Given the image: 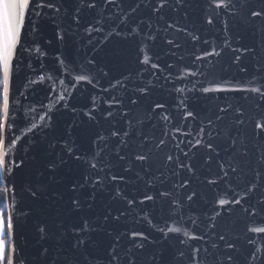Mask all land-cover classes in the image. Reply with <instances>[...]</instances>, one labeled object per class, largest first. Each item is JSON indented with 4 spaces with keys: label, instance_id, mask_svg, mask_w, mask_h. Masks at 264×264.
Wrapping results in <instances>:
<instances>
[{
    "label": "water",
    "instance_id": "95a60500",
    "mask_svg": "<svg viewBox=\"0 0 264 264\" xmlns=\"http://www.w3.org/2000/svg\"><path fill=\"white\" fill-rule=\"evenodd\" d=\"M52 2L63 10L45 9L39 18L29 15L32 25L26 21L22 42L31 51L24 52L19 74L14 75L10 127L3 135L5 165L0 167V180L3 190H8L7 195L4 192L5 210L14 224L8 243L15 244L20 264H75L78 253L73 247L72 224L81 218L97 229L87 234V243L115 244L121 255L131 249L130 264H152V254L161 251L172 253L175 264H210L213 257L205 249L221 257L232 251L235 264L264 260V233L250 231L264 227V214L243 211L264 198V180L252 187L257 183V170L264 168V135H257L260 130L255 129L256 123H264V97L251 91L259 88L264 92V45L258 33L240 23L242 0H223L222 8L216 7L221 0H166L158 12L153 8L161 0H115L106 7L104 0H97V9L85 10L79 27L70 19V4ZM137 2L140 7L130 12ZM101 11L103 19L98 15ZM89 22L101 31L89 35L85 31ZM35 24L39 31L30 30ZM150 36L155 39H148ZM213 50L219 55H205ZM145 56L147 64L143 63ZM236 56H240L238 61ZM77 75H86L91 82L77 81ZM157 103L164 107L155 108ZM222 108L226 111L221 112ZM189 111L193 117L185 119ZM165 115L167 121L162 119ZM241 120L243 123L238 122ZM86 129L90 130L87 137L82 135ZM114 131L120 135L112 136ZM125 131L129 136L123 135ZM145 137L149 141L146 147L152 148L150 172L145 175L140 162L135 171L124 172L128 163L118 160L117 150L120 155L139 151L137 146ZM121 139L129 146L120 145ZM161 139L165 143L156 148ZM197 140L201 144L196 147L189 144ZM65 143L79 149L77 154L86 153L84 158L97 163L98 169V161H102L104 171L91 170L88 164L73 171L76 165L70 160L51 174L45 165L61 154L67 158ZM208 143L211 149L206 147ZM168 154L179 155L192 165V171L164 167ZM229 163L237 172L231 171ZM173 169L178 174L173 175ZM113 174L124 180L112 181ZM150 177H159L154 186L151 181L145 184ZM94 179L103 186L94 189ZM210 180L216 183H208ZM183 181H187L186 188L173 187ZM73 183L84 187L72 191ZM117 188L121 197L113 199ZM33 190L36 196L31 194ZM165 190L172 191L182 205L178 212H171L168 201L158 196ZM145 192L155 200L141 204ZM193 192L196 195L189 201L187 196ZM133 197L135 202L127 204ZM72 198L82 202L78 212L70 211ZM220 199H239L240 204L221 207ZM116 216L120 218L114 219ZM45 225L47 236L42 238L39 228ZM169 228L180 232L170 233ZM133 232L146 237L135 242L143 243V249L134 247ZM213 243L219 247L213 249ZM226 243L234 244L235 249H227ZM249 252L258 259L249 256L245 261ZM190 256L199 259L190 260Z\"/></svg>",
    "mask_w": 264,
    "mask_h": 264
},
{
    "label": "snow or ice",
    "instance_id": "6c2138e0",
    "mask_svg": "<svg viewBox=\"0 0 264 264\" xmlns=\"http://www.w3.org/2000/svg\"><path fill=\"white\" fill-rule=\"evenodd\" d=\"M180 0H177V3H179ZM66 4L71 5V16L70 19L75 22L77 27H79L81 23L82 14L85 10H88L89 12L95 11L97 9V0H65ZM115 3V0H104L105 7L108 4ZM166 0H161L159 5L157 7L153 8V11H159L161 8L165 6ZM140 7V3H135L134 7H131L130 12L134 13L137 8ZM217 8L225 7V4L223 0H221V3L216 4ZM241 7L244 9L242 15L240 16V23L244 24L247 27H250L254 30V34H259L260 36V43L261 45H264V0H242ZM48 9L51 11H54L56 13H59L63 10L62 6L56 5L52 2V0H0V167H4L5 161H4V138L3 135L8 127H10L9 124V114H10V95L12 92L13 87V80L14 75L18 76V69L21 63V58L24 54V52H30V47H25L24 43L22 42V33L25 31V25L26 21L29 25H32V21L29 18V15L39 18L43 16L44 10ZM98 15L103 19V11L98 13ZM212 21L209 20L208 23H211ZM96 23H100V20H97ZM143 23V21H141ZM168 27H173V25L169 24ZM32 31H39V24H35L30 29ZM182 30V29H177ZM85 31L91 35L93 31L100 32L101 28L96 27L95 24L92 22H89V26L85 28ZM132 32L135 33L137 36H139V31L137 29H132ZM119 35V33H117ZM61 40L64 39L63 35H60L59 37ZM194 40L198 39V37L193 36ZM148 39L154 40V36L148 37ZM169 44H173L172 40L167 41ZM34 43V42H33ZM176 47H179V45H174ZM225 46L227 45V42H225ZM233 51H237V49H232ZM244 51H249V49H244ZM205 55H219V53L215 52L213 50L212 53H205ZM197 59H202V57H197ZM237 61L240 59V56H236L235 58ZM91 63V62H90ZM143 63L147 64L149 63V58L145 56ZM153 68H156V64H152ZM77 81H84L89 80L88 76L86 75H77L75 77ZM89 82H91L89 80ZM224 90H233V91H239V90H245L246 89H224ZM141 91H144V89H141ZM204 91H208V89H204ZM251 91L259 92L262 97H264V92H260L259 88L251 89ZM133 104L136 103L135 100L132 101ZM164 105L157 103L155 105V108H163ZM221 112L226 111V109H220ZM108 115H112L111 112L108 113ZM188 117H193V113L191 111L186 113L185 119ZM163 120L167 121L169 117L167 115L162 117ZM217 119H220V117H217ZM239 123H243V121H238ZM212 121L209 120V124H211ZM255 129L260 130L257 135H264V123H256ZM201 132L204 131V129H200ZM90 134V130H84L82 135L87 137ZM185 135H189V133H184ZM71 135V133H69ZM112 136H119L120 133L118 131H114L111 133ZM125 137L129 136V132L125 131L123 134ZM209 138L211 139V132H209ZM99 139H103V137H99ZM260 141H258L259 143ZM149 141L147 140V137L142 139L140 141V144L137 146L139 151H134L132 154L125 153V155H120L119 150L116 152V156L118 157L119 161H127L128 167L124 168V172L128 171H135V166L137 162H140V167L143 169L145 175H148L150 172L152 166H153V157L151 155L152 148L146 147L148 145ZM165 141L163 139L159 140V143L155 145L156 148H159L161 145H163ZM12 144H15V141H12ZM189 144H191L192 147H196L197 145L201 144V140H197L196 144H192L191 141H189ZM120 145L124 147H128V141L121 139ZM232 145L235 146V140L232 141ZM50 147H54L50 145ZM179 147V145H177ZM206 147L211 149L213 146L211 143L206 144ZM63 151H66L67 158H65V155L61 154L57 160H49L47 161L45 167L50 171L51 174H55L56 171L62 166L67 165L69 161L71 160L74 165H76V168L73 169V171L78 170L80 166L84 164H88L91 170H97L98 172L104 171V163L102 161H98L100 163V168H97V163H92L91 161L86 160L84 157L86 156V153L81 152V154H77L79 149L73 150L70 143H65L63 146ZM247 155V153H244ZM97 154H94V158ZM184 157H188V152H183ZM134 157V158H133ZM261 163H264V152H261ZM169 165H174L175 168H186L189 172L192 171V165L186 163L184 160H181L180 156H173L171 154H168L166 156V161L164 164V167H169ZM228 167L231 169L233 173L237 172V168L233 167L231 163L228 164ZM221 168L223 169V165H221ZM178 174L173 169V175ZM82 176H84V173H81ZM136 175L139 177L140 173L137 172ZM163 175V173H161ZM228 176V173L225 171L223 173V177L226 178ZM124 180V177L122 175L113 174L111 176L112 181H116L117 179ZM143 179V177H140ZM88 177L85 176V180H87ZM159 177H150L149 180L145 181L146 185H149L150 181L152 182V186H154V182L158 181ZM256 180L257 183L253 184L252 187H258L260 185V181L264 180V168H260L256 172ZM163 183V181H160ZM210 184L216 183V181H208ZM251 183V182H250ZM97 185H101L102 181L99 179L92 180V186L95 189ZM44 187L43 185L41 186ZM84 187L83 184L80 183H73L71 185V190L76 191L77 188ZM173 187H179V188H186L187 187V181L181 182L179 185L174 184ZM97 191L99 189H96ZM249 191H252V188H249ZM5 195H7L8 190L4 189ZM33 196L37 195V191L33 190L31 193ZM96 192L94 191L92 193V199H95ZM196 193L193 192L191 195L187 196V199L191 201L193 199V196H195ZM158 196L161 199L167 200L169 204V209L171 212H178V210L182 207L180 202L176 200L173 196V192L170 190L165 191H159ZM117 197H121V191L119 188L115 190V196L113 199H116ZM169 197H173L172 199H168ZM155 197L152 195H148L146 192L143 193V199L140 201L141 204H143L145 201H154ZM135 202V197L132 199L127 200V204L131 205ZM219 205L223 207L227 203H235L240 204L239 199H234L233 201H226L225 199L219 200ZM70 211L72 212H78L82 207V202L78 198H72L70 201ZM90 206V205H89ZM243 211L248 213L251 212L253 215L260 216L261 214H264V198L258 199L255 205L249 204V207L243 208ZM219 214V213H217ZM110 215V213H109ZM123 215V213H121ZM119 216L114 217V219H119ZM108 219V216H105V220ZM57 227H62V225H57ZM72 228L74 230L73 234L76 236L75 243L73 245L74 249L78 253V256L75 260V264H117V262H120V264H130V262L133 259L134 253H132L131 249L128 250V252L125 255H121V252L116 250L115 244H108V245H102L101 243L97 242L95 244H89L87 243L88 240V233L92 231H97L96 228L92 227V222L81 218L79 223H73ZM14 231V224H13V217L10 213H7L2 206V202H0V264H20L19 256L16 252L15 244L9 245L6 242V235L8 237H11ZM39 231L42 235V238H46L47 236V225L44 227H40ZM163 231V229H161ZM250 231L255 233H264V227H256L250 229ZM168 232L170 233H179V228H169ZM109 236H111V233H108ZM132 241L134 247L138 249H143L144 244H136L137 238L140 240L146 239L144 237L143 233H137L133 232L131 233ZM220 241H225L224 235H219ZM192 239H203V237H192ZM251 242V241H249ZM219 245L213 243L212 248L216 249ZM227 249H235V245L232 243H226ZM47 251V249H45ZM197 253H199L200 249L195 250ZM207 256H212L213 259L210 262V264H235L236 257L232 251H228L223 254L221 257L220 255L209 253L207 249L204 250ZM238 251V250H237ZM181 257L184 256V253L180 254ZM249 256L252 258L253 261H256L258 258L255 255L254 252H249L247 255L244 256L245 261H248ZM152 264H175V256L172 253H165L164 251H161L159 253H153L152 254ZM189 259H199V257H189ZM259 264H264V260H259Z\"/></svg>",
    "mask_w": 264,
    "mask_h": 264
},
{
    "label": "trees",
    "instance_id": "16d2710c",
    "mask_svg": "<svg viewBox=\"0 0 264 264\" xmlns=\"http://www.w3.org/2000/svg\"><path fill=\"white\" fill-rule=\"evenodd\" d=\"M0 202H2L3 209L5 210L4 190H3V186H2L1 180H0ZM5 239H6V242L8 243V236L7 235H6Z\"/></svg>",
    "mask_w": 264,
    "mask_h": 264
}]
</instances>
